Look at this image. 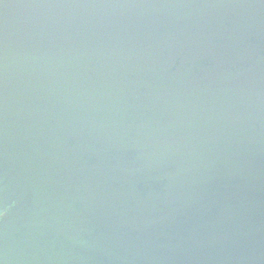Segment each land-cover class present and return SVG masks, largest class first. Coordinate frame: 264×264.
<instances>
[{
  "label": "water",
  "instance_id": "obj_1",
  "mask_svg": "<svg viewBox=\"0 0 264 264\" xmlns=\"http://www.w3.org/2000/svg\"><path fill=\"white\" fill-rule=\"evenodd\" d=\"M0 264H264V0H0Z\"/></svg>",
  "mask_w": 264,
  "mask_h": 264
}]
</instances>
